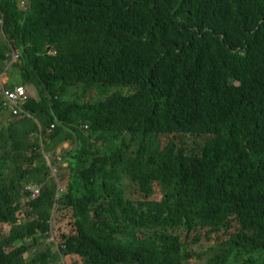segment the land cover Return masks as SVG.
Segmentation results:
<instances>
[{
  "label": "trees",
  "instance_id": "trees-1",
  "mask_svg": "<svg viewBox=\"0 0 264 264\" xmlns=\"http://www.w3.org/2000/svg\"><path fill=\"white\" fill-rule=\"evenodd\" d=\"M0 22V81L13 45L40 96L1 122L0 264H264V0H0Z\"/></svg>",
  "mask_w": 264,
  "mask_h": 264
},
{
  "label": "clouds",
  "instance_id": "clouds-1",
  "mask_svg": "<svg viewBox=\"0 0 264 264\" xmlns=\"http://www.w3.org/2000/svg\"><path fill=\"white\" fill-rule=\"evenodd\" d=\"M21 2H22V0H19V3L21 4ZM30 4V1L27 3V5H29ZM22 8H24V7H22ZM0 23H2V22H0ZM14 50H16V51H18L19 53H20V57H19V59H17L16 61H13V56H12V52L14 51ZM50 50V51H49ZM48 52H46V55L47 56H52V57H54L55 55H56V53L53 51V50H51V49H48L47 50ZM21 56H22V54H21V51L19 50V49H17L16 47H14L13 45H11V47H10V49L7 51V53H6V58H7V67H5V72H4V74L2 75V77H1V81H0V84H1V86H0V95H1V98H0V113H2V115L0 116V119H2L3 118V115H4V111H7L9 114H11L12 116H14L15 117V119L16 118H20V117H23V116H25V115H29V112L25 109V106H26V104H27V102H28V100L30 99V98H34V97H30V95H29V92H28V88H27V86L29 85V84H27V85H25V84H23V81H22V83H19V84H16L15 83V86L13 87V88H11L10 86H9V82H10V77H8V82L7 83H5V84H3L2 83V78H3V76L5 75V74H7L8 75V72H9V70L12 68V67H14V65L15 64H17L19 61H20V59H21ZM20 74V73H19ZM9 76V75H8ZM31 85V84H30ZM34 86V85H33ZM18 87H23L24 89H25V92H26V98H24L22 101H21V103H20V112L18 113V114H16L15 112H14V106H13V104L8 100V99H6V97H5V91L6 90H9V91H15ZM35 87V86H34ZM38 92V91H37ZM38 95H39V93H38ZM39 98H40V96H39ZM2 124V123H1ZM57 126V124H53L52 125V127L53 126ZM52 127H51V129L49 130V133H52V131H54L55 129H52ZM66 144V143H65ZM64 144V145H65ZM70 144V143H69ZM63 145V146H64ZM70 147V146H69ZM63 147H61L60 149H62ZM69 149V148H68ZM63 151V150H62ZM61 151V152H62ZM61 154V153H60ZM60 156V155H59ZM60 158V157H59ZM51 159L49 158V157H47L46 156V161L49 163V164H51V161H50ZM53 160H55L54 158H53ZM56 161V160H55ZM60 162H61V159H60ZM53 168V167H52ZM52 171V170H51ZM53 171H55L54 169H53ZM51 174H52V172H51ZM52 177V176H51ZM50 177V178H51ZM40 186H30L28 189H26V191L28 192V193H30V195H31V192H33V196H34V192H35V190H39V192H40ZM37 196V195H36ZM32 199V198H31Z\"/></svg>",
  "mask_w": 264,
  "mask_h": 264
},
{
  "label": "rangeland",
  "instance_id": "rangeland-1",
  "mask_svg": "<svg viewBox=\"0 0 264 264\" xmlns=\"http://www.w3.org/2000/svg\"><path fill=\"white\" fill-rule=\"evenodd\" d=\"M30 0H22V2H21V4H20V6L21 7H24V9H26V8H28L29 7V5H27V3L29 2ZM9 75V76H8ZM8 75L7 74H5L4 76H3V78H2V83L3 84H5V83H7L8 82V77H10V83L12 84V83H16V84H19V83H22V81H23V79H22V77L20 76V74H19V69L17 68V67H12L10 70H9V72H8ZM27 88H28V92H29V95H30V97H37V98H39V95H38V92H37V90H36V88L33 86V85H28L27 86ZM92 97V98H91ZM0 98H1V95H0ZM90 98H91V100L93 101V99H98V96L95 94V93H92L91 94V96H90ZM90 98H89V100H90ZM15 117L14 116H12L11 114H9L7 111H4V115H3V118L0 120V130H1V128H2V125L3 124H1V122H2V120H10V119H14ZM57 128V126L55 127V129ZM162 143V142H161ZM161 143H160V141H159V139L157 140V146H158V148L160 147V145H161ZM69 144V143H68ZM58 152V151H57ZM56 152V153H57ZM56 161H58V162H60V158H59V155H56L55 154V156H54V154H53V156H52ZM53 158L50 160L51 162H53L54 160H53ZM123 165H124V163H122L121 165H120V168H123ZM67 167V165H63L61 168L58 166V165H55V168H52V174H51V180L54 178V179H56L57 180V183H58V186H59V179H60V175H61V173H62V169L63 168H66ZM53 169L55 170V171H53ZM118 173V172H117ZM118 174H120V175H123L124 174V172H122V170H120L119 171V173ZM59 177V178H58ZM61 180V179H60ZM171 193V191L170 190H168V189H162V199L163 198H165V197H168L169 196V194ZM169 198V197H168ZM53 239H51L50 241H52ZM46 244L48 245V241L46 240ZM42 247H44V245H42Z\"/></svg>",
  "mask_w": 264,
  "mask_h": 264
},
{
  "label": "built area",
  "instance_id": "built-area-1",
  "mask_svg": "<svg viewBox=\"0 0 264 264\" xmlns=\"http://www.w3.org/2000/svg\"><path fill=\"white\" fill-rule=\"evenodd\" d=\"M13 61H16L20 57V53L16 50L12 52ZM5 97L8 99L14 106V112L18 114L20 112V103L21 101L26 98V92L23 87H18L15 91H5ZM55 125L52 127V129H55ZM39 190H35L34 196L38 195Z\"/></svg>",
  "mask_w": 264,
  "mask_h": 264
},
{
  "label": "crops",
  "instance_id": "crops-1",
  "mask_svg": "<svg viewBox=\"0 0 264 264\" xmlns=\"http://www.w3.org/2000/svg\"><path fill=\"white\" fill-rule=\"evenodd\" d=\"M36 98V100H39L40 98H37L36 96L34 97ZM70 144L66 143L62 149H59L58 152L56 153V155H60L61 151L64 150V151H67L68 148H69Z\"/></svg>",
  "mask_w": 264,
  "mask_h": 264
}]
</instances>
